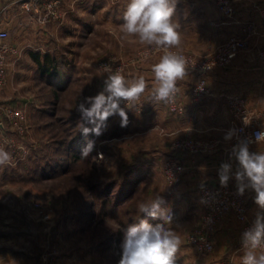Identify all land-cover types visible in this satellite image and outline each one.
<instances>
[{
    "label": "rangeland",
    "instance_id": "rangeland-1",
    "mask_svg": "<svg viewBox=\"0 0 264 264\" xmlns=\"http://www.w3.org/2000/svg\"><path fill=\"white\" fill-rule=\"evenodd\" d=\"M120 1L109 0L106 4L101 0L103 5L99 8L97 27L84 36L90 38L82 57L92 65L89 72L93 76L91 80L76 82L74 76L71 79L68 76L69 81L54 85L51 78L47 80V75L46 79H41L40 74H36L38 94L34 102L37 110L29 118L35 129L33 132L31 126L27 136L45 149L41 151L38 147L15 167L10 164L0 166V251L11 249L14 255L20 256V261H26L25 264H119L124 232L130 224L139 223L141 219L153 225L162 223L139 210L141 203H151L158 196L163 197L162 207L173 217L171 224L165 226L181 240L175 264H192L187 262V253L199 259L204 256L189 244L190 236L202 226L203 210L198 196L201 186L197 185L192 190L193 186L184 180L190 164L182 156L195 155L173 150L172 144L176 139L171 142L169 137L154 132L139 133L138 117L148 111L149 104L143 101L148 92L128 106L121 105L127 112V126L121 127L120 118L114 116L109 118L108 127L101 136H89V140L95 141V146L87 157L77 156L78 152L68 150L70 133L77 134L78 138L81 135L78 132H81V120L77 106L83 97L95 95L100 90L106 76L102 72L103 66L121 69L122 75L130 81L129 74L142 69V65L147 67L148 75L154 76L152 64L159 62L164 54V49L141 43L138 36L125 33L121 29L122 24L107 21V13L112 12L113 4L117 6ZM45 2L48 0H42L40 12L35 11L36 7L28 10L22 2L15 3L11 11L16 23L20 19L33 20L36 22L33 25L44 28L51 22L56 23L55 15L62 8L44 5ZM65 7L67 17L74 14L75 6ZM122 8L126 10L124 4ZM1 14L0 22L3 23ZM5 16L10 17L6 13ZM39 18L44 21L40 22ZM55 38L51 41L58 46L59 40ZM47 43L27 42L36 50L27 53L39 56L48 68H51L54 58L66 64L73 61L74 55L61 53L58 49L49 51ZM250 43L252 46V38ZM172 49L203 55L188 51L184 46ZM186 74L194 77L195 82L187 89L176 83L175 94L182 101L184 93L192 97L196 87L204 79L207 82L208 76L187 64ZM61 85L67 87L58 89ZM31 87L26 81L20 86L24 97L33 91ZM8 97L3 91L0 106H22L26 103L24 98L10 100ZM164 103L170 111L168 101ZM43 109L52 116L42 114ZM9 132L15 133L12 129ZM55 140L64 141V144L55 143ZM4 150L13 160L16 151L8 146ZM171 159L185 168L178 175L179 180L172 181L166 176V164ZM197 206L201 210L194 214L192 209ZM181 252L183 258L178 257Z\"/></svg>",
    "mask_w": 264,
    "mask_h": 264
},
{
    "label": "crops",
    "instance_id": "crops-1",
    "mask_svg": "<svg viewBox=\"0 0 264 264\" xmlns=\"http://www.w3.org/2000/svg\"><path fill=\"white\" fill-rule=\"evenodd\" d=\"M232 1L235 6V13L230 17L222 12L218 0H178L172 20L179 25L177 29L180 33L179 46H184L188 51L206 55L228 36L243 35L245 23L262 22L264 0ZM18 2L19 0H0L3 24L10 28V33L16 31L15 35L11 33L10 42L17 46H23L27 42L39 44L45 41L49 43V51L58 49L61 53L74 55L73 61H70L69 64L64 63L65 68L63 70L66 71L58 75L56 83L67 82L73 76L76 82L91 80L90 77L93 76L89 72L92 70V65L83 61L82 57L84 47L90 38L84 36L89 31H95L97 27L99 8L103 5L101 0H80L75 4L74 14L66 16L62 21L51 22L47 28L33 25L36 23L33 20L20 19L16 23L11 8ZM72 2L73 0H62V10H66L65 6L72 5ZM105 2L108 4L109 0H105ZM129 2L130 0H121L117 6L113 4L112 12L107 13V21L123 24L125 10L122 7L124 4L127 8ZM5 13L9 14L10 17L5 16L4 18ZM52 38L59 40L58 46H54V42L51 41ZM262 47H264V38L253 37L250 50L240 53L230 66L219 67L210 72L206 77L211 91L210 95L202 97L201 100H195L188 93H184L183 99L186 108L182 115L171 113L167 110L163 100L155 98V78L153 75H148L147 67L144 68L145 65H142V69L133 70L135 72L128 76L131 81L143 75L147 85L145 93L148 92V95L143 101L149 104V108L146 113L138 117L139 133L143 135L154 132L169 137L171 142L174 139L184 137L216 138L220 141V149L216 153L194 157L182 156V159L190 164V169L186 172L184 180L193 186L192 190L196 189L197 185L220 183L218 170L222 163L231 164L233 173L238 168V162L232 154L233 146L236 145L235 135L231 140H225V135L230 130L236 133L235 122L237 119L230 112L228 104L231 96L243 99L246 107L255 111L264 125V61L258 54ZM156 63L158 62H154V64ZM42 65H44L43 59L26 52L21 58L19 67L11 70L8 83L4 89V94H7L10 100L24 98L26 102L31 101L30 115L37 110L35 109L37 105L34 102L38 94L37 85H35L36 74L39 73L41 79H46L45 75H47V80L50 79L48 72L44 75ZM25 81L31 84L33 90L27 93L28 97H24L20 92V86ZM194 82V77L190 78L187 75L183 79H178L176 83L181 86L184 85L187 89ZM16 95L18 96L14 97ZM39 110L41 111V109ZM42 114L52 116L46 109L42 110ZM31 126L34 132L33 124ZM249 151L264 153V142L249 145ZM228 184L237 188L234 176L230 178ZM244 193L248 200L249 218L254 221L258 210V206L254 202L255 192L245 190ZM195 194L198 195L197 192ZM197 207L192 209L194 214L201 210ZM243 232L242 223L233 214H229L221 220L214 234V250L200 259L187 253V262H193L192 264H242L241 258L246 251L241 243ZM259 253L257 251V254ZM180 256L183 258L182 252L181 255H178V257ZM20 259V256L14 255L11 249L6 248L0 251V264H25L26 261L23 259L21 262Z\"/></svg>",
    "mask_w": 264,
    "mask_h": 264
},
{
    "label": "clouds",
    "instance_id": "clouds-1",
    "mask_svg": "<svg viewBox=\"0 0 264 264\" xmlns=\"http://www.w3.org/2000/svg\"><path fill=\"white\" fill-rule=\"evenodd\" d=\"M178 0H130L123 13L121 29L138 36L141 43L164 49L158 63L152 65L155 84V98L167 101L177 91L176 82L186 75V60L177 52L170 51L180 45L179 25L172 20ZM106 74L100 90L85 96L77 106L80 116L81 135L99 137L108 127L111 117L120 118L121 127L128 124L124 102L137 101L145 92L146 80L143 75L131 81L126 80L121 69L113 70L104 65ZM235 132L230 130L225 140H231ZM255 142H264V131L255 133ZM95 141L88 140L81 155L87 157L94 149ZM232 154L238 162L235 173L229 163H222L218 176L222 186H227L234 176L237 192H255L254 202L258 206L251 227L241 236L242 247L246 250L242 264H264V153L250 152L247 141L240 140L233 146ZM11 155L0 148V166L11 162ZM163 197L158 196L151 203H141L139 210L162 223L150 224L146 219L130 224L121 244L119 264H175L176 254L181 244L180 237L165 225L171 224L172 215L162 207ZM257 249H261L257 254Z\"/></svg>",
    "mask_w": 264,
    "mask_h": 264
},
{
    "label": "built area",
    "instance_id": "built-area-1",
    "mask_svg": "<svg viewBox=\"0 0 264 264\" xmlns=\"http://www.w3.org/2000/svg\"><path fill=\"white\" fill-rule=\"evenodd\" d=\"M80 0H73V6ZM22 6L28 10L36 7L39 11L42 0H19ZM62 0H48L44 5L61 7ZM222 12L232 17L235 13V6L232 0H218ZM67 11L60 10L55 15L57 21L66 18ZM263 20L261 23L251 22L244 26L243 35H232L219 43L210 53L201 56H195L185 53L178 49H170L182 55L186 64L192 68H197L201 73L208 74L216 68L228 67L236 57L247 50L251 49L250 39L253 37L264 38V9L262 10ZM39 21H44L39 18ZM10 28L0 22V96L2 95L7 83L11 70L19 67L21 58L30 50H34L33 45L25 44L17 46L10 42ZM259 57L264 61V47L259 50ZM13 57V58H12ZM210 89L206 80L196 87L192 97L202 99L210 95ZM168 101L171 113L182 115L185 113V104L177 95L174 94ZM31 101L24 103L22 106L4 105L0 106V148L6 146L16 151V155L9 163L17 166L23 163L31 153L39 147L35 142L29 140L28 136L31 131L30 125V105ZM131 102H124L122 105L128 106ZM229 110L236 117L235 122V143L240 140L247 141L249 145L257 144L255 142V133L264 131V125L261 123L255 111L246 107L245 101L239 97L231 96L228 100ZM9 129L15 131L14 134ZM173 150L186 151L195 156L213 154L220 149V141L216 138H192L184 137L176 139L172 144ZM166 176L169 180H179L178 175L182 174L184 167L175 159L167 162ZM199 201L203 210V223L189 238V244L200 254L206 255L214 250L213 235L223 218L233 214L236 219L242 223L243 230L251 227L253 221L248 214V200L245 195H239L237 189L227 184L222 186L217 184H204L199 190ZM257 251H262L257 249Z\"/></svg>",
    "mask_w": 264,
    "mask_h": 264
},
{
    "label": "trees",
    "instance_id": "trees-1",
    "mask_svg": "<svg viewBox=\"0 0 264 264\" xmlns=\"http://www.w3.org/2000/svg\"><path fill=\"white\" fill-rule=\"evenodd\" d=\"M51 60V59H50ZM65 68V64H64V62H60V61H58L57 59H53L52 61H51V68H47L45 65H42V70H43V73H44V75H45V73L46 72H48L49 73V78H51V81L53 82L52 84H56V82H57V79H58V75L61 73V72H65L66 70H63ZM67 86H59V87H57L58 89H61V90H64L65 88H66ZM79 132V135H80V131H78ZM72 133H70V136L69 137H71V139H69L70 140V142H69V151L71 150L72 152H75L76 154H77V152L79 153L77 156H82L81 155V151H82V149L86 146V143H87V140H89L90 139V135L89 136H87V137H84L83 135H80V137L78 138L77 137V134L74 136V135H71ZM73 136V137H72ZM78 138V139H77ZM65 141H66V139H65ZM55 143L57 142V143H59V144H64V141H54ZM50 143H52V144H54L53 142H50ZM40 148V150L42 149V150H44L42 147H39ZM41 150V151H42ZM41 151H40V153H41ZM72 152L71 153H69L70 155L72 154ZM66 171H67V169H66Z\"/></svg>",
    "mask_w": 264,
    "mask_h": 264
}]
</instances>
